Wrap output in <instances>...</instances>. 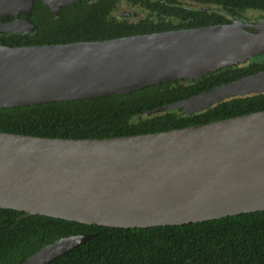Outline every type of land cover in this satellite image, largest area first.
I'll list each match as a JSON object with an SVG mask.
<instances>
[{
    "label": "water",
    "instance_id": "1",
    "mask_svg": "<svg viewBox=\"0 0 264 264\" xmlns=\"http://www.w3.org/2000/svg\"><path fill=\"white\" fill-rule=\"evenodd\" d=\"M37 0H0L1 33H31ZM55 13L82 0H40ZM27 14L21 17V14ZM264 53V21L101 41L0 44V108L126 94L199 79ZM189 77V76H188ZM264 93V71L159 108L193 114ZM0 207L110 227L178 225L264 211V110L204 124L108 138L0 131ZM93 234L61 237L22 264H48Z\"/></svg>",
    "mask_w": 264,
    "mask_h": 264
},
{
    "label": "trees",
    "instance_id": "2",
    "mask_svg": "<svg viewBox=\"0 0 264 264\" xmlns=\"http://www.w3.org/2000/svg\"><path fill=\"white\" fill-rule=\"evenodd\" d=\"M121 0H82L55 13L37 0L31 33H1L0 44L16 47L101 41L124 36L230 23L222 13L183 8L187 2L216 5L241 17L264 13V0H129L158 12L138 21L119 17ZM169 3L170 5L166 4ZM27 14L22 13L21 17ZM0 16V25L12 20ZM264 71V56L225 67L196 81L176 79L126 94L0 108V131L72 139L152 133L264 110V93L237 96L189 114L159 108ZM0 207V264H22L61 237L93 234L48 264H264V211L199 222L147 228L110 227Z\"/></svg>",
    "mask_w": 264,
    "mask_h": 264
},
{
    "label": "rangeland",
    "instance_id": "3",
    "mask_svg": "<svg viewBox=\"0 0 264 264\" xmlns=\"http://www.w3.org/2000/svg\"><path fill=\"white\" fill-rule=\"evenodd\" d=\"M116 13L119 17H121V18L126 17L132 21H137L139 19H143V18L147 17V15H148L147 11L143 10L142 8H140L138 6L131 5L129 2H127L125 0H123L119 4L118 9L116 10ZM241 20L243 21V23H245L247 25H254V24H257L261 21H264V13L259 12V11H248L245 13V16ZM261 56H264V53L260 54L258 56H255L253 58H257V57H261ZM246 62L247 61L239 62L235 65L244 64ZM235 65H230V66H235ZM216 71L217 70L209 71L205 75L212 73V72H216ZM186 75L187 76L182 79L186 82H191V81H195V80L199 79L198 77H196L193 74H186ZM175 109H177V108H175ZM180 109H182L184 112L188 111V109L184 108V107H182Z\"/></svg>",
    "mask_w": 264,
    "mask_h": 264
},
{
    "label": "flooded vegetation",
    "instance_id": "4",
    "mask_svg": "<svg viewBox=\"0 0 264 264\" xmlns=\"http://www.w3.org/2000/svg\"><path fill=\"white\" fill-rule=\"evenodd\" d=\"M123 0H121V2H122ZM125 1H127V2H129V0H125ZM153 1H161V2H164V0H153ZM120 2V3H121ZM131 5H134V6H138V7H140V8H142L143 10H145V11H147L148 12V15H150L151 17H153V18H158V16H159V13L158 12H153V11H149V10H147V9H145V8H143L142 6H140V5H137V4H133L132 2H129ZM166 4L167 5H170L169 3H167L166 2ZM183 8H187V9H197V10H199V11H207V12H217V13H222V14H225V15H227L228 17H229V19L231 20V22H233L235 19H238V20H241L244 16H245V13L246 12H248V11H255V10H248V11H245V12H243L242 14H241V17L239 18V17H237V16H235V15H233V14H231V13H229V12H227L226 10H223L222 8H220V7H218V6H216V5H207V4H203V3H195V2H187V3H184L183 4V6H182ZM118 9V8H117ZM116 9V10H117ZM259 12H261V11H259ZM263 13V12H262ZM147 15V16H148ZM146 18V17H145ZM123 19H128V18H126V17H123ZM129 20V19H128ZM140 20V19H139ZM130 21H132V20H130ZM138 21V20H137ZM242 21V20H241ZM230 22V23H231ZM222 24H227V23H222ZM253 59V58H252ZM252 59H250L248 62H246V63H244V64H239V65H235V66H229V67H236V66H244V65H247L248 63H250V61L252 60ZM225 68V67H224ZM223 69V68H222ZM221 70V69H220ZM219 70H217L216 72H218ZM212 73H214V72H212ZM196 81V80H195ZM194 82V81H193ZM246 95H248V94H246ZM241 96H245V95H241ZM230 98H232V97H230ZM227 99H229V98H227ZM224 100H226V99H224ZM223 100V101H224ZM187 113V112H186Z\"/></svg>",
    "mask_w": 264,
    "mask_h": 264
}]
</instances>
